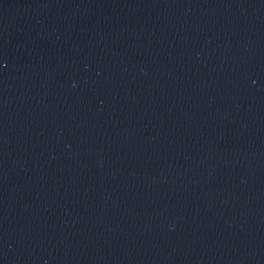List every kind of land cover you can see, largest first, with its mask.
Returning a JSON list of instances; mask_svg holds the SVG:
<instances>
[{
    "label": "water",
    "instance_id": "1",
    "mask_svg": "<svg viewBox=\"0 0 264 264\" xmlns=\"http://www.w3.org/2000/svg\"><path fill=\"white\" fill-rule=\"evenodd\" d=\"M0 264H264V0H0Z\"/></svg>",
    "mask_w": 264,
    "mask_h": 264
}]
</instances>
